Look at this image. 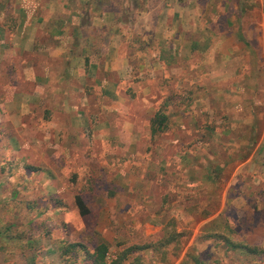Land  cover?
Returning a JSON list of instances; mask_svg holds the SVG:
<instances>
[{
	"label": "rangeland",
	"instance_id": "obj_1",
	"mask_svg": "<svg viewBox=\"0 0 264 264\" xmlns=\"http://www.w3.org/2000/svg\"><path fill=\"white\" fill-rule=\"evenodd\" d=\"M149 1L80 0L126 41L76 100L10 41L37 7L0 0V264H264V0Z\"/></svg>",
	"mask_w": 264,
	"mask_h": 264
},
{
	"label": "crops",
	"instance_id": "obj_2",
	"mask_svg": "<svg viewBox=\"0 0 264 264\" xmlns=\"http://www.w3.org/2000/svg\"><path fill=\"white\" fill-rule=\"evenodd\" d=\"M26 1L23 0L24 4L28 5L25 11L34 6L37 8L41 7L43 13L36 14V11H38L36 8L33 9L34 11L30 10L28 12V17L21 15L22 24L19 26L20 29L17 32L11 33L10 41L13 40L16 45L15 48L20 49V42L17 41V38H19L22 41L21 43L29 45L30 51L57 59V76L52 77L48 75L44 78L45 85L53 87L57 85V89L54 88L53 92L64 96L73 92L76 94V100H84L87 98L86 87L88 83L80 77V71H83V76H86L89 66L92 70H94L93 67L95 65L99 68L101 66L100 63H103V58H105V73L121 68L119 64H125V56L121 53H124L122 49L125 48L126 39L124 33H120V29L123 28L124 30L126 27L121 24L120 20L116 19L117 27L114 28L117 31L113 34L112 39L109 38V32H106L105 35L102 33L103 23L109 27L107 22L108 10L103 9V15L96 16L93 15L92 10L87 13L86 7L77 9L78 6L83 5L80 3V0H51V7L50 0H42L40 3L35 2L32 4ZM82 1L85 3L87 0ZM149 5L145 11L147 19L155 22L158 19L157 14L165 12V6L169 5V3L167 0H163L156 15L155 11L153 12L152 10L153 6L150 4V1ZM58 11L60 13H57ZM143 14L144 11L142 12ZM120 25L122 26L121 28L119 27ZM89 27L90 31L87 29ZM102 35L104 36L102 37ZM100 37L105 38L106 42L96 45L94 39ZM50 40L54 42H50ZM96 54L100 55L99 60L93 58ZM88 62L90 63L88 64ZM45 66L47 70L53 69L52 65ZM99 83L96 81L95 85L98 86ZM93 84L90 83V85ZM64 85L68 87L67 90L63 89ZM109 85L110 82L107 79H103L100 83V86L105 88H109ZM77 90H82L83 93ZM48 91L51 92L50 87L44 93L46 94Z\"/></svg>",
	"mask_w": 264,
	"mask_h": 264
},
{
	"label": "trees",
	"instance_id": "obj_3",
	"mask_svg": "<svg viewBox=\"0 0 264 264\" xmlns=\"http://www.w3.org/2000/svg\"><path fill=\"white\" fill-rule=\"evenodd\" d=\"M165 121H166V117H161L159 123L163 124ZM75 200L81 215H86L90 213V209L88 208L82 195L77 194ZM75 246H76L75 244L69 245L65 249L66 250L65 252H71L72 249L75 248ZM107 253H108V246L105 243H100L99 245H96L94 248V253L92 254L93 257L92 264H107ZM195 261L198 264L197 259H195ZM116 264H121V262L118 261ZM130 264H133V262H131Z\"/></svg>",
	"mask_w": 264,
	"mask_h": 264
}]
</instances>
